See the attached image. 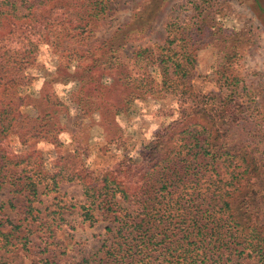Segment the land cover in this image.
I'll return each instance as SVG.
<instances>
[{"label": "trees", "instance_id": "trees-1", "mask_svg": "<svg viewBox=\"0 0 264 264\" xmlns=\"http://www.w3.org/2000/svg\"><path fill=\"white\" fill-rule=\"evenodd\" d=\"M110 1L1 0L5 6L0 4V70L14 72L32 63L40 40L53 41L56 47L65 40L74 44L75 51L76 44L83 43L98 26ZM162 1L145 0L131 22H148ZM191 2L201 17L190 23L171 17L162 42L133 50V62L142 75L122 81L131 88L127 99L147 96L152 79L145 68L152 64L160 70L159 85L164 92L195 99L191 78L196 51L203 36L212 34L219 23L211 0L206 8L199 0ZM260 2L254 0L252 5L264 22ZM129 23L115 31L118 41L109 42L114 56L93 58L80 72L63 70L58 79L79 83L86 76L93 78V66H123L116 52L124 46ZM1 79L0 184L11 177L18 185L25 222L15 221L5 212L6 204L14 206L12 199L0 200V264H13L6 253L31 247V234L37 229L32 223L46 227L51 236L50 223L56 227L69 224L62 214L67 206L64 198L56 195L52 202H44L39 185L55 191L61 181L71 180L81 184L85 196L78 204L83 220L93 223L98 219L92 210L94 205L112 211L119 208L116 223L106 227L111 232H105L100 243L101 255L97 259L82 256L73 264H226L230 260L231 264H240L247 258H252L247 264H264V125L252 116L253 125L245 127L243 122L249 118L243 101L237 99L236 79L227 97L219 100L218 114L194 100L192 110L158 131L136 157L123 154L113 166L97 172L84 170L62 154L46 167L31 138L59 144L55 113L40 118L22 115L19 106L29 103L32 96L10 90ZM245 94L249 95V90ZM228 105H234L239 114L227 115ZM193 111L201 119L194 117ZM222 116L226 118L223 123ZM11 133L24 148L12 151L7 146ZM74 204L69 202L68 206ZM67 235L73 237L69 232ZM49 258L45 256L43 261L50 263Z\"/></svg>", "mask_w": 264, "mask_h": 264}, {"label": "rangeland", "instance_id": "rangeland-1", "mask_svg": "<svg viewBox=\"0 0 264 264\" xmlns=\"http://www.w3.org/2000/svg\"><path fill=\"white\" fill-rule=\"evenodd\" d=\"M144 1L111 0L110 8L98 26L83 43L76 44L75 51L72 48L74 44L65 40L59 47L53 41L40 40L32 63L18 71L14 69V72L0 70L1 81L7 82L10 90L32 96L29 103L19 106L22 115L40 118L46 113H55L54 127L58 130L59 144L36 136L31 138L32 146L40 149L46 167H50V161L59 154L72 158L84 170L93 172L110 168L123 154L129 153L134 157L158 131L192 110L194 100L218 114L215 110L221 107L219 100L227 97L235 79L239 89L237 99L243 101L245 116L249 118L243 122L245 127L253 125V120H250L252 116L264 125V22L252 5L254 0H211L219 27L214 26L212 34L203 36L196 51L191 78L194 100L164 92L159 85L160 70L153 64L145 68L152 79L147 85V96L127 99L126 94L131 88L122 81L142 75L133 62V50L139 45L154 46L162 42L166 35L165 24L171 17L188 23L201 17L191 0H163L149 21L147 19L148 22L143 25L131 22ZM260 1L264 6V0ZM199 2L205 8L208 6V0ZM0 4L5 6L1 0ZM18 7L25 11L24 6L18 4ZM126 23H129V28L124 46L116 52L123 66H93V78L86 76L79 83L58 79L63 70L80 72L93 58L114 56L109 51V42L120 39L114 33ZM8 76H12L14 82ZM247 90L249 95L245 94ZM228 106L227 115L231 112L239 114L234 105ZM195 114L193 111L192 115ZM194 117L201 119L200 114ZM225 120V116L220 118L221 123ZM223 126L225 128L227 125ZM6 143L12 151L25 147L12 133ZM10 178L6 177L0 184V200L12 199L14 206L6 204L5 212L15 221L24 223L21 214L23 195ZM39 190L44 202H52L56 195L64 198L62 200L66 201L67 206L62 208V214L69 224L56 227L45 217L53 232L51 236L46 227L38 228L37 223H32V227L37 229L31 234V247L27 250L16 248L5 255L13 264H73L82 256L97 259L101 255L98 248L105 232H111L106 227L116 223L115 214L119 208L114 206L115 210L112 211L94 205L92 210L98 219L90 223L82 219L78 205L85 200L79 182L61 181L59 189L55 191H46L40 184ZM69 202H74V206H68ZM122 205L126 206L127 203L122 202ZM44 213L45 210H42ZM68 232L73 237L69 238ZM45 256L50 257V263L43 261ZM251 260L247 258L240 264H247Z\"/></svg>", "mask_w": 264, "mask_h": 264}]
</instances>
